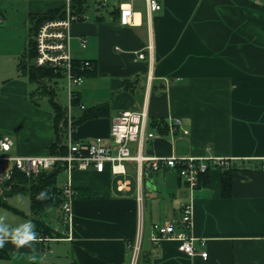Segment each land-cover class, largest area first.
<instances>
[{
	"label": "crops",
	"instance_id": "crops-1",
	"mask_svg": "<svg viewBox=\"0 0 264 264\" xmlns=\"http://www.w3.org/2000/svg\"><path fill=\"white\" fill-rule=\"evenodd\" d=\"M7 1L0 0V39L14 28L19 36L0 48L8 50L0 55V134L14 140L13 155L46 156L56 140L55 112L50 101L52 110L34 102L17 63L30 18L65 2L11 0L23 7L16 23ZM84 2L85 14L70 26V48L76 61L93 67L76 88V103L60 105L74 121L106 108L78 123L73 137L108 140L115 115L144 110L145 132L130 143L131 156L228 159L229 187L224 192V170L211 162L207 183L191 192L175 168L156 171L148 160L124 161L115 168L122 173L111 163L102 172L74 170L71 228L59 212L63 225L53 228L63 238L37 235L21 246L4 238L6 263L15 264L16 252L22 264H130L128 246L141 235L139 264H264V0H157L158 11L148 0ZM122 6L131 7V24H120ZM172 118L182 122L174 133ZM190 203V233L206 259L181 252L175 240L153 242L155 224L173 221L183 230Z\"/></svg>",
	"mask_w": 264,
	"mask_h": 264
},
{
	"label": "built area",
	"instance_id": "built-area-1",
	"mask_svg": "<svg viewBox=\"0 0 264 264\" xmlns=\"http://www.w3.org/2000/svg\"><path fill=\"white\" fill-rule=\"evenodd\" d=\"M73 0H64L65 16L60 19L47 20L38 26L34 34L36 56L34 65L38 68H49L56 73L63 75L66 88L69 92L70 103L76 98V88L84 82L85 74L92 69L93 63L90 60L80 61L75 65V59L71 54L70 41L71 23L78 19L70 10ZM150 11H158L161 6L157 0H148ZM120 24H131L132 10L130 6L120 8ZM3 18L0 16V24ZM140 59H145L144 53H139ZM56 83H48L49 88H55ZM58 85V83L56 84ZM147 112L137 110H124L112 118L110 135L108 140L102 137L88 140H77L73 137L75 129L74 119L67 112L65 120L59 124L61 134V146L64 151L61 153L46 156H18L11 153L14 147V140L8 135L0 134V197H6L20 186L19 176L36 178L43 171L62 167V173L66 176L65 182L60 186L62 191V203L59 207L63 222L68 229L72 223V201L76 191L72 184V173L74 170H87L95 168L102 172L107 163L115 164L119 168L121 163L128 160H136L139 164L148 160L152 169L158 171L164 168H175L180 179L186 184L189 192L199 184L200 175L207 173L211 163L223 168L231 169L230 160L224 158H196L189 156H161L146 158L139 154L131 156L129 145L142 138L146 128ZM172 132L181 129L182 122L179 118H172L169 124ZM188 134L187 130L183 131ZM153 133L147 134L148 139L154 138ZM211 162V163H210ZM115 173H122L123 170H114ZM192 204L183 206L181 224L183 230H177L173 221L153 226L156 232L153 238L154 243L162 239L175 240L179 243V250L190 256L196 254L207 258L206 252L198 253L194 246L196 238L190 233L192 228ZM130 264H139L141 255V235L137 236L132 244ZM46 256L45 254L43 255Z\"/></svg>",
	"mask_w": 264,
	"mask_h": 264
},
{
	"label": "trees",
	"instance_id": "trees-1",
	"mask_svg": "<svg viewBox=\"0 0 264 264\" xmlns=\"http://www.w3.org/2000/svg\"><path fill=\"white\" fill-rule=\"evenodd\" d=\"M71 13L76 15L78 19L82 18L85 14V2L84 0H73L70 6ZM65 16V4L60 7L50 9L44 14L33 15L30 18V27L27 36V45L25 51L19 58L17 63L18 71L25 77L28 78L29 82L37 86L36 93H40L42 96L49 98L51 102L55 116H54V129L56 133V140L50 146V154L55 155L64 151V147L61 146V132L59 130V124L65 120L67 115V110L63 108L57 101V94L54 88H49L48 83L54 82L59 83L63 79L61 73H56L54 70L49 68H38L34 65L33 59L36 56V49L34 44V34L39 25L47 20L60 19ZM79 61H75V65H78ZM72 103H76L75 100H72ZM105 106H100L97 108L91 109L89 112L85 113L83 118L78 121H75L74 126L76 127L78 123L89 118H95L104 114ZM234 168L229 170H224L223 172V190L224 192L228 190L229 187V175ZM62 174V167L57 166L56 168L48 171H43L36 178H27L19 176L20 186L17 187L13 192L7 194L6 197L11 196L14 193H26L30 198L31 203V212L35 215L40 214V212L46 207H57L59 208L63 199L62 191L58 185V178ZM207 173L200 175L199 182L202 180V183H207L208 178ZM44 191L46 193V198L38 199V193ZM6 197H0V205L6 206ZM60 211V210H59ZM34 223V232L36 237L39 238H63L62 234L55 231L53 227L48 225L44 220H40L37 217L32 219ZM5 238H11L5 237ZM9 254L0 248V264H6L9 260ZM36 264V263H32Z\"/></svg>",
	"mask_w": 264,
	"mask_h": 264
},
{
	"label": "rangeland",
	"instance_id": "rangeland-1",
	"mask_svg": "<svg viewBox=\"0 0 264 264\" xmlns=\"http://www.w3.org/2000/svg\"><path fill=\"white\" fill-rule=\"evenodd\" d=\"M6 3L8 6L7 13L9 15V18L12 17L13 21L18 23L23 8L22 3L19 1H11V0L7 1ZM18 34H19L18 29L14 28V30H11L4 39L2 40L0 39V48L3 45L5 49L10 48V46L15 44V42L17 41L19 36ZM7 52L2 54L0 53V55L6 56ZM54 86H55L54 89L57 94V101L59 102V104H61L62 106H67L68 104H70L69 92L68 89L66 88L65 80L59 81L58 85L55 84ZM36 88L37 86L35 84H31V89L34 90V96H35L34 102L36 104H39L41 107L50 108V110H52V106L49 102V98L46 96H42L38 92L36 93ZM19 131H24V130L20 129ZM58 179H59V183L63 184L66 180V176L60 174ZM4 200H6L7 205L6 206L0 205V224L8 225L10 230L24 223L25 221H31L33 223L32 219L35 217H37L40 220H44L51 227L63 225L61 222L58 221L59 212L61 211H59L60 209L57 207H46L40 212V214L38 215L33 214L31 212L30 198L26 193H14L11 196L6 197ZM19 256L20 255L18 253L12 252V258L15 264L20 263L18 259ZM48 257L50 256L48 255ZM8 264H10V262Z\"/></svg>",
	"mask_w": 264,
	"mask_h": 264
},
{
	"label": "clouds",
	"instance_id": "clouds-1",
	"mask_svg": "<svg viewBox=\"0 0 264 264\" xmlns=\"http://www.w3.org/2000/svg\"><path fill=\"white\" fill-rule=\"evenodd\" d=\"M38 199L46 198V193L41 191L38 193ZM34 225L31 221H25L24 223L18 225L15 228L9 229L8 225L0 224V247L4 244L5 237H11V240L17 246L24 245L29 241H32L36 238V233L34 232ZM35 259V257H31Z\"/></svg>",
	"mask_w": 264,
	"mask_h": 264
}]
</instances>
